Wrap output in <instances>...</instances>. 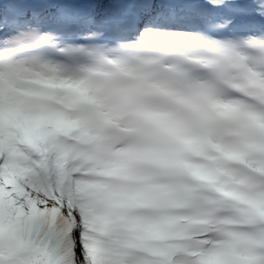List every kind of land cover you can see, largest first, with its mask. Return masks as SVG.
Masks as SVG:
<instances>
[{
	"label": "snow or ice",
	"instance_id": "obj_1",
	"mask_svg": "<svg viewBox=\"0 0 264 264\" xmlns=\"http://www.w3.org/2000/svg\"><path fill=\"white\" fill-rule=\"evenodd\" d=\"M144 37L182 53L193 71L205 74L204 89L157 81L118 55ZM121 41L127 43L109 47ZM237 46L245 50L243 64L197 55ZM257 65H264V0H0V74L84 88L91 102L78 105L75 114L103 136L101 150L124 163L140 152L169 159L164 145L177 143L174 133H189L197 123L204 137L219 143L221 133L207 112L215 109L218 81L238 75L244 87L223 101L227 107L240 102L242 111L229 129L238 137L229 148L264 175V72ZM98 71L107 78L97 79ZM148 97L154 102L145 104ZM143 119L151 134L140 126ZM117 125L132 135L109 134ZM57 152L54 140H47L37 150L20 144L16 154H0V221L18 219L20 225L15 237L0 238V264H195L191 248L162 257L133 246L130 217L118 207L130 175L107 179L105 170L84 181ZM195 199L189 190L187 204L194 206ZM228 246L264 256V234ZM223 247L195 250L210 255Z\"/></svg>",
	"mask_w": 264,
	"mask_h": 264
},
{
	"label": "clouds",
	"instance_id": "obj_2",
	"mask_svg": "<svg viewBox=\"0 0 264 264\" xmlns=\"http://www.w3.org/2000/svg\"><path fill=\"white\" fill-rule=\"evenodd\" d=\"M127 42L121 41L112 48H121ZM184 47V46H177ZM242 47H234L228 52L212 53L200 49L197 55L211 60H226L235 63H245ZM129 65L138 71L147 73L157 81L175 80L183 88L191 91H201L204 84L201 80L204 73L193 71L195 65L186 63L182 53L173 54L165 51V45L159 44L150 38L144 37L140 43L131 47H123L118 54ZM103 67V66H102ZM257 72H264V65H257ZM244 87V80L238 75L229 76L218 81L215 92V109L207 112V118L221 133L219 142L227 149L233 145L238 137L231 134L230 128L235 126V119H242L241 104L237 102L234 107H226L223 101L232 100L233 90ZM154 98H145V104H151ZM140 126L146 134H151L148 119L140 121ZM109 134L117 136H131L121 126L109 130ZM83 133L74 131L67 136L54 139L58 149L57 156L64 158L68 167L80 172L79 179L89 181L95 176L87 175L94 168V159L89 142L81 137ZM215 141V140H213ZM216 142V141H215ZM167 145L175 151L182 153L183 157L197 165L207 180H197L189 176H182L195 193V204L188 205L187 213L193 219L191 225L193 243L198 247L217 249L233 240H247L259 234H264V214L253 207V202L264 205V175L257 174L250 167L226 161L221 153L210 147V142H201L191 151L183 146L171 142ZM198 152H203L207 159H200ZM203 236L204 239H200ZM101 241L109 238L97 234Z\"/></svg>",
	"mask_w": 264,
	"mask_h": 264
},
{
	"label": "rangeland",
	"instance_id": "obj_3",
	"mask_svg": "<svg viewBox=\"0 0 264 264\" xmlns=\"http://www.w3.org/2000/svg\"><path fill=\"white\" fill-rule=\"evenodd\" d=\"M1 152V151H0ZM128 225L135 230L137 231V227L138 225H141L143 226L144 228H146V225L145 224H141V219H133V218H130L128 220ZM19 228L18 226H16V230H13V229H10L9 231H4L0 228V238H2L5 234H8L9 236L11 237H15L16 233L18 232Z\"/></svg>",
	"mask_w": 264,
	"mask_h": 264
},
{
	"label": "bare ground",
	"instance_id": "obj_4",
	"mask_svg": "<svg viewBox=\"0 0 264 264\" xmlns=\"http://www.w3.org/2000/svg\"><path fill=\"white\" fill-rule=\"evenodd\" d=\"M117 168V169H116ZM112 169V168H111ZM114 169V168H113ZM115 171H118V169H119V166H116L115 167ZM128 195L130 196V199H134V196H133V194L131 193V192H128ZM16 221V220H15ZM1 222V224H2V226L3 227H5V228H8V227H11V226H14V224L16 225H19L18 223V220L16 221V222H14L13 220H11V219H9V221H8V223L7 224H4L2 221H0Z\"/></svg>",
	"mask_w": 264,
	"mask_h": 264
}]
</instances>
